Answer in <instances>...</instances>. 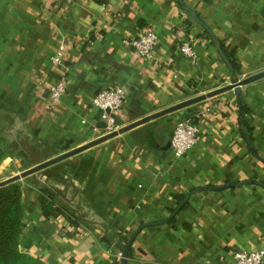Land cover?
<instances>
[{
  "label": "crops",
  "instance_id": "1",
  "mask_svg": "<svg viewBox=\"0 0 264 264\" xmlns=\"http://www.w3.org/2000/svg\"><path fill=\"white\" fill-rule=\"evenodd\" d=\"M145 26L157 34L152 58L122 42ZM214 39L233 51L237 70ZM184 40L195 61L180 50ZM59 44L64 65L51 61ZM263 68L264 0H0V144L29 166L101 136L91 99L106 85L124 89L121 127ZM63 73L66 89L48 108V88ZM242 95L258 156L229 89L45 168L28 185L24 229L32 255L41 264H121L139 226L160 220L139 229L126 264H231L236 250L264 245V77L242 85ZM185 116L196 118L200 137L176 157L171 133ZM244 179L253 181L224 186ZM37 182L85 220L73 225L65 214L43 215ZM204 185L222 187L194 191L165 220L178 194Z\"/></svg>",
  "mask_w": 264,
  "mask_h": 264
},
{
  "label": "built area",
  "instance_id": "2",
  "mask_svg": "<svg viewBox=\"0 0 264 264\" xmlns=\"http://www.w3.org/2000/svg\"><path fill=\"white\" fill-rule=\"evenodd\" d=\"M102 8L105 4H101ZM122 42L130 46L140 57L152 58L154 48L157 43V34L153 28L145 26L142 30L132 37L122 38ZM180 50L191 61H195L196 52L188 40L180 43ZM51 61L55 64L64 65L63 62V44H59L51 56ZM66 74H60L56 80L49 86L47 92L46 107L53 108L60 100L66 89ZM124 103V89L119 84H110L104 86L91 99V104L100 110V118L103 122V128L100 135L109 133L118 129L117 112ZM85 121L84 118L81 119ZM96 131V126L92 128ZM200 137V127L191 116H185L176 121L173 126L170 138V150L176 157L184 154L191 148ZM264 245L249 250H236L234 252L231 264H263Z\"/></svg>",
  "mask_w": 264,
  "mask_h": 264
},
{
  "label": "water",
  "instance_id": "3",
  "mask_svg": "<svg viewBox=\"0 0 264 264\" xmlns=\"http://www.w3.org/2000/svg\"><path fill=\"white\" fill-rule=\"evenodd\" d=\"M183 7L188 11V13L193 17L195 18L196 20H198L199 22H201L197 15L195 14V12L193 10H191L190 8H188L187 6H184ZM220 50V49H219ZM222 57L224 58V60H226L224 54L222 51H220ZM264 77V68L259 70V71H256V72H253L251 74H248L246 76H243L242 78H239L233 82H230V83H227V84H224V85H221V86H218L216 88H213L211 90H208L206 92H202V93H199V94H196V95H193V96H190L188 98H185L183 100H180L179 102H176L174 104H171L165 108H162L156 112H153V113H150V114H147L145 116H142L124 126H121L119 127L118 129L116 130H113L109 133H106V134H103L101 136H98L94 139H91L89 140L88 142H85L83 144H80L78 146H75L73 148H70L66 151H63L61 153H58L56 155H53L49 158H46L44 160H41L39 162H36L34 164H31L29 166H27L26 168H24L23 170H21L20 172L16 173V174H13L7 178H4V179H1L0 180V186L1 185H4V184H7L9 182H12L14 180H17L21 177H24V176H27V175H30V174H33L41 169H44L50 165H53L79 151H82L96 143H99L107 138H110L114 135H117L118 133L122 132V131H125L135 125H138L140 123H143V122H146V121H149L153 118H156V117H159L161 115H164L166 113H169V112H172V111H175L177 109H180V108H184V107H187L191 104H194L196 102H199L201 100H204L205 98H208L210 96H213L215 94H218V93H221V92H224L226 90H229V89H232L233 92L236 94V96L238 97L239 99V102L242 106V109H241V115H240V119H243L244 117V114H245V102H244V97L242 95V85L244 84H247L249 82H252L254 80H257L259 78H262ZM246 141L249 145L250 148H254L253 144L246 138ZM253 180L252 179H244V180H239V181H235V182H230V183H227V184H224V186H235V185H240V184H244V183H248V182H252ZM256 181V180H255ZM262 184V183H261ZM212 186H207V185H204V186H198L196 188H193L191 190H189L182 198L181 200L178 202V204L176 205V207L173 209V211L169 214V216L165 219H169L171 218L173 215L176 214V212L182 208V206L184 205V203L186 202V200L189 198V196L191 195V193H193L194 191L196 190H204V189H209L211 188ZM164 220H160V221H155V222H151V223H143L139 226V228L132 234L131 238L125 243V245L123 246L121 252H120V263L121 264H126V259H127V254H128V249L130 248V245H131V242L134 238V236L137 234V232L139 231V229L141 227H143L144 225H147V224H156V223H159V222H163Z\"/></svg>",
  "mask_w": 264,
  "mask_h": 264
},
{
  "label": "trees",
  "instance_id": "4",
  "mask_svg": "<svg viewBox=\"0 0 264 264\" xmlns=\"http://www.w3.org/2000/svg\"><path fill=\"white\" fill-rule=\"evenodd\" d=\"M214 41L217 43L218 48L220 51L223 52L227 64L230 66V70L234 72L239 68V65L235 62L233 59V51H226L224 48L222 42H220L217 39H214ZM242 106L239 105V110L241 112ZM247 111V106L245 105V112ZM192 119L196 121V118L192 116ZM240 124V130L244 134V136L252 143L253 137L251 134V128L247 124V122L244 119L239 120ZM249 134V135H247ZM251 150L255 153V155L258 156L257 151L254 148H251ZM5 155V151L0 147V156ZM26 156L30 155L24 154ZM264 161V158H261ZM27 162L24 161V163ZM37 188L39 189L40 196H39V203H40V209L42 211V214L45 216L49 215H57L59 213L65 214L67 216V219L70 223L73 225H78L79 222L82 220H85L80 214H77L73 207L69 206L64 200H62L55 190H53L50 186H48L45 183H36ZM2 186V185H1ZM212 187H222V185H212ZM19 192L17 191L16 194V200L19 199ZM184 196V194H178L176 196L177 201H180L181 198ZM14 197V193L11 194V198ZM8 197H2L0 194V224L2 226V229L0 230V264H41L38 262V260L35 258L34 262L32 261L27 263L24 262L23 259L27 258V256H24V254L17 253L16 256V250L13 248L14 245L17 244L15 241L12 240V230L5 229L8 224H6L5 217H10L7 212H5L6 207H8L9 202H6ZM173 211V209H171ZM173 217L170 219L172 220ZM130 254V248L128 249V254ZM16 256V257H15ZM29 258V257H28ZM20 260V261H19Z\"/></svg>",
  "mask_w": 264,
  "mask_h": 264
},
{
  "label": "rangeland",
  "instance_id": "5",
  "mask_svg": "<svg viewBox=\"0 0 264 264\" xmlns=\"http://www.w3.org/2000/svg\"><path fill=\"white\" fill-rule=\"evenodd\" d=\"M192 105L193 104L187 107L191 108ZM1 142L3 143V141ZM0 147L2 149L5 148L1 144H0ZM26 165L27 164L23 163L20 157L11 155L9 154V152L8 154L5 152V155L0 156V180L20 172L21 170H23L24 168L28 166ZM44 169H41L33 174L21 177L17 180H14L12 182H9L7 184L0 186V194L2 195V197H8L6 202H9V205L8 207H6L5 212H7V214L10 217L8 216L5 217L6 224H8L5 229L12 230V240L11 241L17 242V244L13 246V248L16 250V256H17V253L24 254V256H27V258H25V260L23 259V261L27 263L29 262L32 263V261L34 262V259H35L34 255H32V253L30 252L31 243L29 242L28 234L26 230L24 229V226L26 224V219H27L26 212H28V209H30L31 207V201H32V196H33L32 191L28 189V185L34 182V177L36 176L41 177L38 174H41L44 171ZM17 191L19 192L18 201L16 200ZM13 193H14V197L11 198V194ZM39 196H40V192L35 195L36 204H38V206H40ZM1 229H2V226L0 224V230Z\"/></svg>",
  "mask_w": 264,
  "mask_h": 264
}]
</instances>
